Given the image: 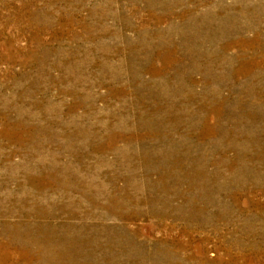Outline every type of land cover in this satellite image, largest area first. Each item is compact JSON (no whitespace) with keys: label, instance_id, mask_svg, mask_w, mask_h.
<instances>
[{"label":"rangeland","instance_id":"374dc122","mask_svg":"<svg viewBox=\"0 0 264 264\" xmlns=\"http://www.w3.org/2000/svg\"><path fill=\"white\" fill-rule=\"evenodd\" d=\"M0 264H264V0H0Z\"/></svg>","mask_w":264,"mask_h":264}]
</instances>
